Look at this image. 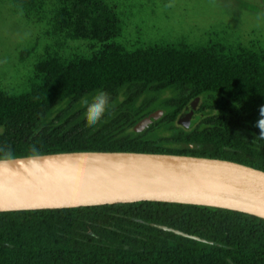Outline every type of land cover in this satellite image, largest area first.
I'll use <instances>...</instances> for the list:
<instances>
[{
  "label": "trees",
  "instance_id": "1",
  "mask_svg": "<svg viewBox=\"0 0 264 264\" xmlns=\"http://www.w3.org/2000/svg\"><path fill=\"white\" fill-rule=\"evenodd\" d=\"M98 90L109 94L113 106L91 125L81 100ZM167 91L174 95L156 108L163 116L135 132L154 111L155 96ZM195 100L202 117L185 129L178 119ZM261 105L264 69L244 70L200 54L117 51L67 66L54 61L29 92L0 93V160L138 152L221 159L264 171V138L256 127ZM0 264H264V220L150 201L0 212Z\"/></svg>",
  "mask_w": 264,
  "mask_h": 264
},
{
  "label": "rangeland",
  "instance_id": "2",
  "mask_svg": "<svg viewBox=\"0 0 264 264\" xmlns=\"http://www.w3.org/2000/svg\"><path fill=\"white\" fill-rule=\"evenodd\" d=\"M162 50L264 69V0H0V93L9 96L29 92L54 61ZM173 95H156L153 110Z\"/></svg>",
  "mask_w": 264,
  "mask_h": 264
},
{
  "label": "water",
  "instance_id": "3",
  "mask_svg": "<svg viewBox=\"0 0 264 264\" xmlns=\"http://www.w3.org/2000/svg\"><path fill=\"white\" fill-rule=\"evenodd\" d=\"M198 100L178 124L192 128ZM163 116L143 117L135 132ZM177 203L226 209L264 220V171L221 159L138 152H68L0 160V212L59 210L136 203ZM159 230L219 244L180 230Z\"/></svg>",
  "mask_w": 264,
  "mask_h": 264
},
{
  "label": "clouds",
  "instance_id": "4",
  "mask_svg": "<svg viewBox=\"0 0 264 264\" xmlns=\"http://www.w3.org/2000/svg\"><path fill=\"white\" fill-rule=\"evenodd\" d=\"M166 6L171 7V3ZM81 105L86 109V117L91 125H95L113 106L109 94L103 90L84 96ZM259 116L256 127L260 129V137L264 138V105L259 108Z\"/></svg>",
  "mask_w": 264,
  "mask_h": 264
},
{
  "label": "flooded vegetation",
  "instance_id": "5",
  "mask_svg": "<svg viewBox=\"0 0 264 264\" xmlns=\"http://www.w3.org/2000/svg\"><path fill=\"white\" fill-rule=\"evenodd\" d=\"M185 110V109H184ZM184 112V111H183ZM198 116H200V117H202V114L201 113H199V111H198V106H197V109H196V114H195V116L194 117H198Z\"/></svg>",
  "mask_w": 264,
  "mask_h": 264
}]
</instances>
